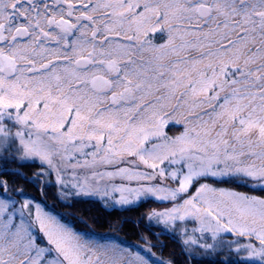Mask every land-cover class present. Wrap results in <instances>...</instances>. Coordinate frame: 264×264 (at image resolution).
<instances>
[{
	"label": "snow or ice",
	"instance_id": "6c2138e0",
	"mask_svg": "<svg viewBox=\"0 0 264 264\" xmlns=\"http://www.w3.org/2000/svg\"><path fill=\"white\" fill-rule=\"evenodd\" d=\"M0 159V264H176L144 233L149 256L86 237L9 176L68 207L160 202L142 219L186 264H264V0H0Z\"/></svg>",
	"mask_w": 264,
	"mask_h": 264
},
{
	"label": "trees",
	"instance_id": "16d2710c",
	"mask_svg": "<svg viewBox=\"0 0 264 264\" xmlns=\"http://www.w3.org/2000/svg\"><path fill=\"white\" fill-rule=\"evenodd\" d=\"M37 165H26L19 170L22 171L29 178L31 174L38 170ZM18 168L16 163L0 159V171L2 170H15ZM7 179L15 181L16 184L21 185L26 195L34 197L36 200L41 201L47 208L63 214V218L73 224L78 230L86 232L88 235H96L102 238H109L116 240L130 249H137V243H141L140 233H144L149 237L156 247L153 248L154 252H159V255L166 259H173L176 264H186L184 256L181 254V245L179 244L178 237L170 233L161 232L158 228L148 230L146 228L147 222L142 219L145 212L149 208L158 206L159 203L148 201L142 203L138 207L129 210H120L119 207L115 209L113 206H103L106 203L94 202L91 200H78L71 207L66 206L57 199V187L51 186L44 189V195L41 196L37 191L35 185L28 183L27 180L20 176H9ZM233 188L240 192H245L252 195H260L259 190H251L240 184H219ZM77 216L82 217L88 221V224H82L77 219ZM137 222L139 226H137ZM156 232L157 235L153 236L151 233ZM143 243V242H142ZM230 256V264H243V261L238 258L235 253H228ZM208 264V262H205ZM211 264H221V259H216Z\"/></svg>",
	"mask_w": 264,
	"mask_h": 264
},
{
	"label": "rangeland",
	"instance_id": "374dc122",
	"mask_svg": "<svg viewBox=\"0 0 264 264\" xmlns=\"http://www.w3.org/2000/svg\"><path fill=\"white\" fill-rule=\"evenodd\" d=\"M5 123L8 124L9 127H11L10 122L5 121ZM15 130H16L15 128H12V131H15ZM166 131H168V134H169L170 136H174V135H178L181 131H183V127H182V125H172V124H169L168 129H166ZM31 166H32V165H31ZM15 170H16V169H15ZM104 170H112V169H111V168H108V169L101 168V169H100V171H104ZM80 171H83V170H80ZM115 183H120V181L117 180V181H115ZM233 184H234V183H233ZM240 185H241V184H240ZM133 186H135L134 182H133ZM219 187H224V186H219ZM225 188H229V187H225ZM230 189L235 190V189H233V188H230ZM236 191H237V190H236ZM189 192L192 193V192H193V189H190ZM40 194H41V193H40ZM250 195H252V194H250ZM41 196H43V195H41ZM117 198H118V194H117ZM16 199H19V197H16ZM154 202H155V201H154ZM103 203H106L107 206H111V207H112V201H110V200H109V201H105V202H103ZM156 203H159V205H158L157 207L154 206L153 208H149V209H158V210H159V209L161 208V204H160V202H156ZM164 203L167 204L168 202H164ZM42 204H43V203H42ZM117 207H119V206H117ZM46 208H47V207H46ZM145 213H146V212H145ZM146 222H147V221H146ZM186 224H187L189 230H191V228L195 225V222L189 220V221L186 222ZM177 227H179V223L177 224ZM162 228H163V226H160V227L158 228V230H159L160 232H165V233H170V232H174V231H175V229H172V230H170V231H162ZM156 229H157V228H156ZM81 233L84 234L86 237H91L92 239L99 241L100 243H116V244H119L121 247H126L125 245L121 244L120 242H118V241H116V240H112V239H109V238H106V239H105V238H102V237H100V236H96V235H88V234H86V232H84V230H82ZM228 239H229V240H232V239H237V238H235L232 234H228ZM239 239H242V240H244L245 242H247L246 238H239ZM179 244H180V243H179ZM180 245H181V244H180ZM127 248H128V247H127ZM136 251L142 252L144 255L149 256V254L145 251V248H144V246H143L142 241H141V243H140V242L137 243V249H136ZM152 251H153V250H152ZM153 253H154L153 256H149L150 259H153V260H156V259H162V260L168 261V260L162 258V257L159 255V252H154V251H153ZM233 253H235V252H233ZM235 254H236V253H235ZM239 259H240V258H239ZM241 260H242V259H241Z\"/></svg>",
	"mask_w": 264,
	"mask_h": 264
}]
</instances>
